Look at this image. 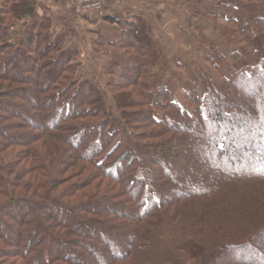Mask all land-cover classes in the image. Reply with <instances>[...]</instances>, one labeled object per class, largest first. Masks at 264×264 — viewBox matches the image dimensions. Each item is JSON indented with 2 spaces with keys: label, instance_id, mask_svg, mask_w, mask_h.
<instances>
[{
  "label": "trees",
  "instance_id": "1",
  "mask_svg": "<svg viewBox=\"0 0 264 264\" xmlns=\"http://www.w3.org/2000/svg\"><path fill=\"white\" fill-rule=\"evenodd\" d=\"M36 8L0 0V264H264V0L203 15L230 49L200 40L209 69L184 106L127 22L103 43L116 115Z\"/></svg>",
  "mask_w": 264,
  "mask_h": 264
},
{
  "label": "rangeland",
  "instance_id": "2",
  "mask_svg": "<svg viewBox=\"0 0 264 264\" xmlns=\"http://www.w3.org/2000/svg\"><path fill=\"white\" fill-rule=\"evenodd\" d=\"M218 1L219 0H155L154 2L152 0H146V13L149 10L153 11L149 7V4L156 3L158 6L160 2L162 3V5L158 6L157 14L155 13V15L153 14L151 16L152 19L147 17L148 20H150L148 33L158 47L160 58L165 61V65H163L164 62L162 60V64L159 63L158 66L154 68V74L158 77L160 75H165V80L161 83V87L165 88L167 86V89L172 91L169 97V101L171 102L175 101L183 106L187 105L189 102L187 99L190 100L191 97H186L183 91L190 90L193 86L197 89L199 96L202 95V81L199 77L198 69L199 67L209 69V66L204 59L205 56L202 55L203 50L200 48V46H202V42H200L201 39H205V41L207 40L217 45L219 48L218 50L222 53L230 49L221 38L220 32L223 27V21L213 22L205 19L203 16L204 14L217 13ZM243 1L253 2L254 0ZM166 4L169 6L168 11H171L174 17V21L172 20L173 26L170 27V25H167L166 28L160 30L161 34L156 36L155 34H157L158 30L155 29H159L162 24L168 23L172 17L171 14H168L170 18L168 21L160 23L159 27H152L157 26V22L155 23L154 19L156 15L162 13V8H164ZM105 5L106 0H104L102 11L100 13H95L99 15L98 19L100 15H103ZM76 19H80V17ZM143 20L146 22L145 18ZM73 26H75L74 23ZM22 27L24 28V24L15 23V28L12 30L13 35L22 33L24 31ZM100 31L101 30L97 28L87 30L86 28L76 26L75 40L74 38L69 41L67 40L69 32H64L60 35L65 34L63 43L64 48L76 49L77 57L73 62V65L76 66V78L79 81L88 80L96 85L98 90L102 93L103 100L108 110L113 115H116L112 107L113 101L111 94L106 87V71L103 69V64L110 61V53L113 51L103 47V43L105 41H115L120 33L116 34L113 39H109L106 37L105 33L103 35ZM94 35L97 36L95 37ZM56 36L59 35H55L54 37ZM75 44L77 46H75ZM113 72L119 74V70L117 69H114ZM226 72L227 70L222 66L219 72L215 73L214 79L217 84H220V77L221 75H226ZM168 81L172 84L171 86H169L170 83ZM112 82L116 84L118 81L116 78H113ZM172 86L175 87V93ZM158 88L160 87L158 86ZM158 88H152L150 91L146 92V100L149 103L152 104L157 101ZM168 111L166 113L170 114Z\"/></svg>",
  "mask_w": 264,
  "mask_h": 264
},
{
  "label": "crops",
  "instance_id": "3",
  "mask_svg": "<svg viewBox=\"0 0 264 264\" xmlns=\"http://www.w3.org/2000/svg\"><path fill=\"white\" fill-rule=\"evenodd\" d=\"M36 2V11L39 15L48 17L51 21V33L55 35H60L64 32H69V37L67 40H72L75 37L76 26L81 28H86L90 30L91 28H97L101 30L100 32L109 39H113L116 34L120 33V30L126 26L127 22L134 20V18H142L146 20L147 31L149 32V25L151 16L155 13L157 14L158 6L162 5L160 2L157 6L156 3L149 4V7L153 10H149L146 13V0H106V5L103 11V15H100V20L98 19L99 15L92 13L80 19H74L71 13V0H34ZM155 2V0H152ZM156 5V6H155ZM169 6L166 4L164 8H162V13L160 15H156L154 19L155 23L157 22V26L152 27H159L160 23H165L170 18L168 14H171L172 17L168 21V23L162 24L158 30L157 35H160V30L170 25L172 27L173 23V14L171 11H168ZM164 15V16H163ZM148 17V18H147ZM152 19V18H151ZM148 20V22H147ZM173 20V21H172ZM28 21V18L25 17L21 21L16 22L22 23V25ZM73 23L75 26H73ZM15 28L12 27L10 29V35L12 41H14L15 37L19 35L16 33L13 35L12 30ZM23 28V27H22ZM24 29V28H23ZM75 30V31H74ZM94 34V33H93ZM150 35V34H149ZM95 37L97 35H94ZM151 36V35H150ZM76 38V37H75ZM74 38V40H75ZM160 38V37H159ZM75 46H77L75 44ZM74 49V48H73ZM76 50V49H75Z\"/></svg>",
  "mask_w": 264,
  "mask_h": 264
},
{
  "label": "built area",
  "instance_id": "4",
  "mask_svg": "<svg viewBox=\"0 0 264 264\" xmlns=\"http://www.w3.org/2000/svg\"><path fill=\"white\" fill-rule=\"evenodd\" d=\"M71 3V12L76 19L90 13H100L104 0H71Z\"/></svg>",
  "mask_w": 264,
  "mask_h": 264
},
{
  "label": "snow or ice",
  "instance_id": "5",
  "mask_svg": "<svg viewBox=\"0 0 264 264\" xmlns=\"http://www.w3.org/2000/svg\"><path fill=\"white\" fill-rule=\"evenodd\" d=\"M262 163H264V162H262Z\"/></svg>",
  "mask_w": 264,
  "mask_h": 264
}]
</instances>
